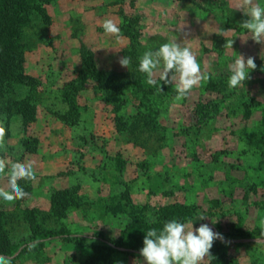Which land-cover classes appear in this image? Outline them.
<instances>
[{
  "label": "rangeland",
  "instance_id": "1",
  "mask_svg": "<svg viewBox=\"0 0 264 264\" xmlns=\"http://www.w3.org/2000/svg\"><path fill=\"white\" fill-rule=\"evenodd\" d=\"M28 2L16 40L21 76L0 83V158L33 161L36 173L18 181L27 197L0 200V242L29 248L11 264H144L139 253L104 246L133 217L150 222L173 203L197 207L194 229L221 227L225 242L213 244L210 264H264L255 243L264 220V41L240 27L248 17L237 0ZM106 19L119 39L104 34ZM175 37L209 77L180 101L174 85L157 75L150 86L138 71L144 52ZM237 55L256 68L229 89ZM93 69L113 81L98 82ZM36 225L59 236L41 240Z\"/></svg>",
  "mask_w": 264,
  "mask_h": 264
},
{
  "label": "clouds",
  "instance_id": "2",
  "mask_svg": "<svg viewBox=\"0 0 264 264\" xmlns=\"http://www.w3.org/2000/svg\"><path fill=\"white\" fill-rule=\"evenodd\" d=\"M235 7L248 17L240 24V27L251 34V39L255 43H262L264 41V6L255 0H237ZM102 28L105 35L115 36L117 39L121 36L120 28L111 19L104 20ZM227 31L221 29L220 35L223 36ZM232 45L233 39H229L224 48L232 50ZM118 63L121 67L128 68L131 59L123 56ZM255 68L254 58L245 59L243 55H237L230 66L231 75L227 81L229 89L244 87V82L250 78L249 73ZM138 71L146 76L145 82L150 86L157 84L155 79L157 75L159 82L174 85L176 101H180L202 81L209 79L207 73H202L194 52L189 47L177 43L176 37L173 42L164 43L155 50L144 52L139 58ZM5 135L6 129L0 126V149L5 148ZM33 165V161L11 162L0 158V176L7 178V187H0V200L12 203L29 195L18 181L36 179ZM204 219H206L204 216L199 218V220ZM151 222L155 223V220ZM216 240L225 242L223 235L214 232L208 224H201L194 229L191 220L182 223L172 219L165 222L160 230L151 228L145 233L139 255L143 258L144 264H210L212 259L210 250ZM255 243L264 244V220L260 221V236ZM11 259V257L0 256V264H11Z\"/></svg>",
  "mask_w": 264,
  "mask_h": 264
},
{
  "label": "trees",
  "instance_id": "3",
  "mask_svg": "<svg viewBox=\"0 0 264 264\" xmlns=\"http://www.w3.org/2000/svg\"><path fill=\"white\" fill-rule=\"evenodd\" d=\"M29 9L28 0H0V83L8 82L21 76L20 73V58L16 50V40L20 33L22 23V15ZM126 35L131 37V32ZM91 76L98 82H108L112 79L101 71L92 70ZM113 81V80H112ZM8 118V117H7ZM260 144L264 147V134L259 139ZM197 215V207L194 205H185L173 203L160 207L156 212L155 223L144 221L141 218L133 217L127 224L120 229L117 237L112 239L113 247L104 246L107 252H118V249H124L130 252L131 255L140 253L143 247V239L145 233L156 228L160 230L163 224L172 219L179 222H187L192 220ZM34 225H35V221ZM221 233V227L215 226ZM230 228L234 236L246 238V234L240 229L237 224H232ZM35 236L41 240H47L52 237L59 236L52 232H44L34 226ZM3 235L0 229V236ZM225 236H230L226 234ZM233 236V235H232ZM77 243L87 245L88 239H76ZM214 244H220L217 241ZM20 245H9L7 242H0V255L12 257L15 253H22L29 248L24 247L20 250Z\"/></svg>",
  "mask_w": 264,
  "mask_h": 264
}]
</instances>
